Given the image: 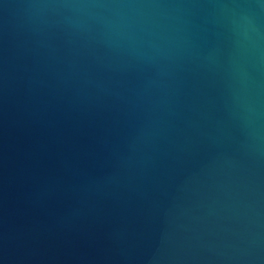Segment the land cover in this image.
Segmentation results:
<instances>
[{"label": "water", "instance_id": "obj_1", "mask_svg": "<svg viewBox=\"0 0 264 264\" xmlns=\"http://www.w3.org/2000/svg\"><path fill=\"white\" fill-rule=\"evenodd\" d=\"M0 264H264V0H0Z\"/></svg>", "mask_w": 264, "mask_h": 264}]
</instances>
